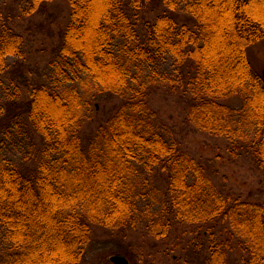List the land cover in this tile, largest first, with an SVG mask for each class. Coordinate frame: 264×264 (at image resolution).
<instances>
[{"label":"trees","instance_id":"1","mask_svg":"<svg viewBox=\"0 0 264 264\" xmlns=\"http://www.w3.org/2000/svg\"><path fill=\"white\" fill-rule=\"evenodd\" d=\"M21 1L33 14L51 0ZM67 2L49 82L22 97L6 74L24 40L0 16V264H84L95 225L165 239L176 224L204 227L193 245L204 264L234 249L241 264H264V201L220 188L149 103L159 88L178 91L193 127L264 170V82L247 52L264 38V0ZM156 5L163 13L145 18ZM85 83L121 100L86 140Z\"/></svg>","mask_w":264,"mask_h":264},{"label":"rangeland","instance_id":"2","mask_svg":"<svg viewBox=\"0 0 264 264\" xmlns=\"http://www.w3.org/2000/svg\"><path fill=\"white\" fill-rule=\"evenodd\" d=\"M20 0H0V16L7 18L24 40V56L12 59L6 79L26 92L36 82L48 83L49 63L57 54L62 30L69 19L67 0H51L31 14ZM163 13L162 7L145 13L153 21ZM182 23L190 20L186 13H172ZM252 66L261 74L264 67V38L248 47ZM88 83V82H87ZM79 85L83 94L91 97V118L82 129L84 140L112 116L120 105L114 95H92V84ZM151 107L178 140L181 148L204 167L212 171L214 182L233 196L249 201H264V170L259 169L250 153H231L228 142L221 136L208 134L193 127L186 120V99L178 91L167 87L149 96ZM4 129L0 120V132ZM0 133V139H1ZM160 180H158L159 182ZM161 185V183H160ZM204 227L176 224L165 239H158L142 228L110 229L93 226L91 241L86 249L84 264H114L111 257L122 255L128 264H173L179 258L184 264H204L206 250H193L199 243ZM192 249V251H191ZM242 253L234 249L228 253L226 264H241Z\"/></svg>","mask_w":264,"mask_h":264},{"label":"water","instance_id":"3","mask_svg":"<svg viewBox=\"0 0 264 264\" xmlns=\"http://www.w3.org/2000/svg\"><path fill=\"white\" fill-rule=\"evenodd\" d=\"M261 76H262V79H263V82H264V67L262 68ZM111 261L114 264H128L126 258L123 257L122 255H115V256L111 257Z\"/></svg>","mask_w":264,"mask_h":264}]
</instances>
